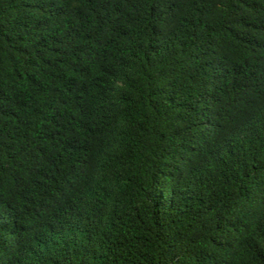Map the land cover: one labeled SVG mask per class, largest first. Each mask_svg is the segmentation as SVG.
I'll use <instances>...</instances> for the list:
<instances>
[{
  "label": "trees",
  "instance_id": "1",
  "mask_svg": "<svg viewBox=\"0 0 264 264\" xmlns=\"http://www.w3.org/2000/svg\"><path fill=\"white\" fill-rule=\"evenodd\" d=\"M0 264H264V0H0Z\"/></svg>",
  "mask_w": 264,
  "mask_h": 264
}]
</instances>
